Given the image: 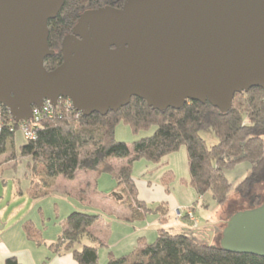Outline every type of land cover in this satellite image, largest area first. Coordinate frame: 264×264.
Instances as JSON below:
<instances>
[{
    "label": "water",
    "instance_id": "95a60500",
    "mask_svg": "<svg viewBox=\"0 0 264 264\" xmlns=\"http://www.w3.org/2000/svg\"><path fill=\"white\" fill-rule=\"evenodd\" d=\"M63 5L0 0V104L16 122L61 97L87 116L117 111L133 96L159 110L196 100L227 112L236 93L264 88V0H126L88 9L49 70L48 24ZM203 226L212 243L213 226ZM221 247L264 257V203L230 218Z\"/></svg>",
    "mask_w": 264,
    "mask_h": 264
},
{
    "label": "trees",
    "instance_id": "16d2710c",
    "mask_svg": "<svg viewBox=\"0 0 264 264\" xmlns=\"http://www.w3.org/2000/svg\"><path fill=\"white\" fill-rule=\"evenodd\" d=\"M110 1L84 0L65 6L54 25L56 33L54 38L51 33L49 44L58 36V29L64 31L68 28L66 17L68 14L71 17L73 8L78 12L85 8L107 5ZM51 23L52 20L49 26ZM58 25L60 28H57ZM62 59L60 53L49 55L45 59V66L52 70ZM3 108L10 116L14 128L11 130L6 126L0 134V155L12 148L11 158H27V168L36 179L19 193H26L33 199L50 195L54 191L57 176L72 179L78 170L86 169L95 171L98 175L109 173L122 183L125 192L114 193V196L126 202L127 207L140 215L138 218L154 211L164 215L168 210L162 204L153 209L138 198L133 164L142 158L159 163L182 145H187L191 178L182 181L192 185L198 194L211 191L215 200L224 202L232 187L224 168H232L248 161L251 170L239 183L237 191L241 199L248 202L249 209L256 208L263 202V196L257 189L258 185L264 183L262 87L236 93L232 107L227 112H222L210 102L196 100H190L179 109L169 107L159 110L136 96L117 111L110 110L106 114L96 112L88 116L59 104L52 116L42 120L43 128L38 131L37 137L27 139L19 146V152L15 142L21 122L14 120L7 107ZM120 123L129 125L135 133L154 126L156 129L150 136L142 137L129 145L116 138V128ZM208 127L219 138V142L212 146L200 135ZM111 158L125 159V163L115 167ZM40 164L44 166L42 172L38 171ZM175 177V173L169 170L163 179L169 183ZM99 217L100 213L72 211L65 220L60 236L50 247L55 251H71L79 264H102L97 247L84 244L85 240L102 243L92 232V226ZM184 218H189L188 212ZM23 228L28 239L38 245L44 243L43 230L32 220L25 221ZM206 230V226L194 225L181 233H171L165 228H159L154 241L149 242L145 237H140L131 252L122 256L110 252L105 264H264L263 256L236 253L213 245L205 235ZM6 264L20 263L15 256H10Z\"/></svg>",
    "mask_w": 264,
    "mask_h": 264
},
{
    "label": "rangeland",
    "instance_id": "374dc122",
    "mask_svg": "<svg viewBox=\"0 0 264 264\" xmlns=\"http://www.w3.org/2000/svg\"><path fill=\"white\" fill-rule=\"evenodd\" d=\"M74 1L75 2L73 4L81 3L84 0ZM155 129L156 127L154 126L149 130H143L135 133L129 125L120 123L116 128V138L119 141H124L131 145L134 141L142 137L150 136L151 134H153ZM200 135L205 139L209 146L215 145L219 142V138L210 127L204 128L200 132ZM26 140L27 138L25 137L22 129L19 128L16 132L15 142L17 152H19V146L25 143ZM187 148V145H182L180 149L167 155L159 163L147 160L145 158L135 161L133 164V176H135V178L139 182L141 190H143L142 188H144L145 186L162 185L166 187L169 184V194H172L182 203L190 202V205L194 207L196 216L201 222L209 221L210 223H213L210 224L213 226L214 230L212 244L221 247L222 234L227 222L233 215H235L239 211L249 209L248 202L241 199L237 191V186L249 174L251 170V164L248 161H244L232 168H224L225 175L232 183V187L228 192L227 199L224 202H218L212 197L211 191H207L206 193L200 195L192 186L189 187V190L191 191H186L184 185L181 184V176L187 175L190 171ZM12 150V148H9L8 152L0 156V213H7L8 216L12 215L17 219H22L19 217L24 216L28 217L25 218L23 222L29 220V217L31 216L35 224L39 228L43 229V231L45 232V236L48 235L54 237V233H56L55 229L58 228L61 223L65 225V220L70 214V211H72L70 209L75 208L78 211L79 209L77 207L82 206V201L79 199V193H76L72 190H69L67 192L55 191L50 195L38 199H33L26 193H19L21 189L25 190L26 188H28L31 185L32 180L36 179V177H34L27 168V158H23L20 156H18L17 158L10 157ZM111 161L115 165V167H119L117 158H111ZM43 170L44 166L40 164L38 167V171L42 172ZM168 170H173L175 171V173L180 175L177 176L173 180V182L166 183L162 180V178ZM99 187L100 189H104L105 191L110 190V192L113 193L122 194L125 192L123 184L119 183L109 173H103L100 179ZM111 187H115L116 190ZM257 189L262 194V203H264V183L258 185ZM192 190L195 194V197L191 196ZM121 202L123 201L121 200ZM160 202L161 201L154 200L148 202L147 204L149 208L153 209L162 204V206L166 207L168 211H172L171 200H165L164 203ZM123 203L124 205L122 206V208H125L127 206L126 202ZM92 205L93 204H89L87 206V212L92 214L102 213L104 219L110 222L113 220L125 225L130 223L128 225L129 227H125L126 235L127 233L132 234L134 232H137V228L139 226L138 224L144 221L143 218H134L129 221L120 213V211H114L111 214V212H109L108 209L103 206L97 205L99 207L94 208L92 207ZM185 209L183 212L186 213ZM159 215L160 212L154 211L148 213L146 217L148 218V221H151L156 217L158 218ZM175 217L176 213H172V216H170L168 220L172 222L173 220H175ZM167 223H164V225H166ZM142 225L143 224H141L140 227ZM188 225L189 222L187 220H182L181 223L173 222L170 225H167V227L165 226V228L171 233H181ZM145 233H149L148 235L154 233L153 237L148 236V241L152 242L157 238L159 228L158 226H153L151 228H148ZM140 234H143V232ZM35 245L37 244L35 243ZM41 248H44V245L41 246ZM101 248L103 249L100 253V262L102 264H105L109 260V249L105 245H102Z\"/></svg>",
    "mask_w": 264,
    "mask_h": 264
},
{
    "label": "crops",
    "instance_id": "0c3cea01",
    "mask_svg": "<svg viewBox=\"0 0 264 264\" xmlns=\"http://www.w3.org/2000/svg\"><path fill=\"white\" fill-rule=\"evenodd\" d=\"M117 161H118V166L125 163V159L117 158ZM173 172L175 173V171ZM188 174L181 176V182H182L181 184L184 185L186 191H191L189 190V187H191L192 185H190L189 183H184L182 181V179L190 180L191 178L190 171L188 172ZM102 175L103 174L98 175L95 171L86 170V169L78 170L75 177L72 179L59 175L55 178V185L53 192L55 191L67 192L69 190H72L75 191L76 193H79V199L83 203L81 202L82 206L77 208L82 211H87L86 210L87 206L89 204H93L92 207L94 208H98L99 206H103L107 208L108 211L111 212V214L114 211H120V213L123 216H125L126 219H128L129 221L131 219L140 217L138 213L132 211L129 207L126 206L125 208H122L124 203L121 202L120 199H117L114 196L113 192H110V190L105 191L104 189H100L99 184ZM179 175L180 174L175 173L176 177ZM162 180L164 181L163 178ZM135 181L138 187V198L144 201L147 206H148L147 203L150 201L158 200L164 203L165 200H171V204H172L171 208L173 212L169 210L164 215L160 214L158 218L156 217L151 221H148V218L146 217L147 215H145L143 217L144 221L138 224L139 226L137 228L138 229L137 232H134L132 234L127 233V235L125 234L126 232L125 227H129L128 225L130 223L125 225V224H120V222H116L113 220L110 222L105 220L102 213H100L99 219L92 226V232L99 238V240L102 243L98 244L90 240L84 241V244H90L96 246L99 256L101 250L103 249L101 248L102 245L107 246L109 249V253L112 252L116 256L119 255L122 256L127 254L130 250L132 251L135 248V246L137 245V241L140 237H145L147 241H148V236L153 237L154 233L150 235H148L149 233H145V231L148 228H151L153 226H158V228H165V226L167 227V225H170L173 222L181 223L182 220H187L189 222V225L184 229L191 227L193 225V221L190 218H184L187 212L188 213L193 212L194 216L198 221V224L201 222L196 216L194 212V207L190 205V202L182 203L172 194H169L170 191L168 190L169 184L167 186L165 185L166 187L162 185L145 186L144 188H142L143 190H141L139 182L137 181L136 178ZM111 188H114L116 190L115 187H111ZM191 193H192L191 196L195 197L193 190ZM184 209L186 210V213L183 212ZM70 210L73 211L76 209L72 208ZM72 211H70V213ZM172 213L173 214L176 213V217L175 220L171 222L168 219L170 216H172ZM19 218L22 219H17L12 215L8 216L7 213L4 212L0 213V225H1L0 226V264H6L7 259L10 256H15L20 264H79L78 261H76V259L74 258L71 251H60V250L55 251L50 247V245L54 243L57 240V238L60 236L64 227L63 223H61V225L55 229L56 233H54V237L48 235L45 236V232L43 231V235L45 239L44 243L41 245L38 244L35 245V242L33 240L28 239L23 228V224H24L23 220L28 217L24 216ZM29 218H30L29 220L33 221L31 216ZM206 222L209 224H213L210 223L209 221ZM164 223L167 224L164 225ZM141 224L143 225L140 227ZM142 232L143 234H140ZM43 245L44 248H41V246Z\"/></svg>",
    "mask_w": 264,
    "mask_h": 264
},
{
    "label": "built area",
    "instance_id": "2783aa9c",
    "mask_svg": "<svg viewBox=\"0 0 264 264\" xmlns=\"http://www.w3.org/2000/svg\"><path fill=\"white\" fill-rule=\"evenodd\" d=\"M59 104H62L63 107H66L67 109L75 110L72 101L69 98L64 97H61L56 105L52 104L49 100H46L41 107H33V118L29 121H21L20 125V128L27 139H35L37 137L38 131L43 128L42 120L47 116H52L55 107ZM6 126L10 127L11 130L14 128L10 116L0 104V134ZM188 214L193 221V225L198 226V221L194 214L192 212H189Z\"/></svg>",
    "mask_w": 264,
    "mask_h": 264
},
{
    "label": "flooded vegetation",
    "instance_id": "af4514ba",
    "mask_svg": "<svg viewBox=\"0 0 264 264\" xmlns=\"http://www.w3.org/2000/svg\"><path fill=\"white\" fill-rule=\"evenodd\" d=\"M125 1H126V0H111V1L109 2V4H107V5H109V6H113V7H122ZM74 2H75L74 0H64V5L62 6V8H61L60 12L58 13V15H57L54 19H51V20H52V23H51V25L49 26V37H50V35H51V33H52L53 38H54V35H55V33H56V30H54V25L58 22V21H57L58 16H59V14H61V11L63 10V8H64L65 6H67V5H72ZM103 6H106V5H103ZM98 7H102V6H98ZM98 7H97V8H98ZM88 9H94V8H85V9H83V10H81V11H78V12H77V9H76V8H73V10H72V14H71V17H70V15L68 14V17H66V20L69 22V26H68V28L65 29L64 31H61V29H58V31L60 30L59 33H58V36L55 38V40L51 41L50 44H49V47H50V49L52 50V54H51V55H54V54L60 53L61 56H62V51H61V49H62V44H63L64 39H65L67 36H69V35H73V33H74V32H73V31H74V27H75V25L77 24V21H78L80 15H81L84 11H86V10H88ZM75 13H78V14L75 15ZM66 16H67V15H66ZM69 17L71 18V20L68 19ZM51 20H50V21H51ZM50 21H49V22H50ZM48 25H49V24H48ZM57 28H60V26L58 25ZM53 30L55 31L54 33H53ZM54 41H55V44H54ZM62 58H63V56H62Z\"/></svg>",
    "mask_w": 264,
    "mask_h": 264
}]
</instances>
